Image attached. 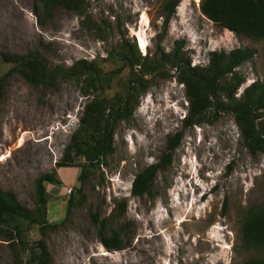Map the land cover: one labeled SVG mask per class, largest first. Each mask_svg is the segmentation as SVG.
I'll use <instances>...</instances> for the list:
<instances>
[{"label": "rangeland", "instance_id": "1", "mask_svg": "<svg viewBox=\"0 0 264 264\" xmlns=\"http://www.w3.org/2000/svg\"><path fill=\"white\" fill-rule=\"evenodd\" d=\"M44 1L0 0V52L38 51L51 67L95 61L113 77L102 99L114 102L129 91L130 71L113 74L121 68L114 53L125 42L142 56L155 52L166 0H85L90 16L85 21L65 9L50 19ZM200 2L181 0L162 47L170 52L184 41L192 66L200 67L208 65L213 51L255 50V58L240 68L246 82L239 97L264 80V41L238 37L209 21ZM11 68L4 65L2 74ZM92 100L77 82L46 90L20 75L10 78L0 105V186L34 210L39 177L53 173L63 185L47 184L46 221L59 227L33 226L17 243L0 232V264H26L40 241L48 264H243L264 257V251L245 252L239 239L245 212L264 201V154L245 147L232 113L209 115L206 124L185 130L172 167L159 174L158 196L139 198L132 195L136 176L156 164L168 139L183 130L186 88L176 76L152 80L134 114L118 123L111 156L94 169L81 157L60 168ZM83 169L87 178L81 183ZM94 213L110 217L111 229L123 228L125 249L109 251L101 244Z\"/></svg>", "mask_w": 264, "mask_h": 264}, {"label": "trees", "instance_id": "2", "mask_svg": "<svg viewBox=\"0 0 264 264\" xmlns=\"http://www.w3.org/2000/svg\"><path fill=\"white\" fill-rule=\"evenodd\" d=\"M180 3L181 0L165 1L161 15L162 26L154 53L142 56L136 46H128L127 42L120 45L119 51L114 53L121 68L113 74L130 71V89L116 101L101 98L113 77L95 61L79 60L71 67H51L38 51L23 55L0 52V105L6 98L9 80L15 74L29 84L46 90L58 89L62 83L67 82L82 85L85 94L93 96V100L86 105L80 128L65 148L59 167L72 166L76 163V157H81L94 169L113 154L118 123L134 114L151 81L176 76L186 88L189 113L184 120L183 130L168 139L167 149L160 160L136 176L132 195L139 198L145 195L158 196L155 189L159 174L172 167L184 131L206 124L209 115L218 117L222 113H232L245 147L254 155L264 154V80L255 81L238 97L240 88L246 82L240 68L255 58L256 51L249 48H237L230 52L213 51L209 54V63L205 67L192 66L191 58L183 50L184 41H177L176 47L167 52L162 43L169 33L172 18ZM59 9L74 12L83 21L90 17L85 0L44 1L48 18H53L54 12ZM200 10L209 21L238 37L254 42L264 41V0H201ZM4 65L12 68L2 74ZM174 71L175 76L172 74ZM86 171L83 169L79 178L81 183L87 178ZM47 184L63 185L53 173L39 177L36 180L38 201L34 210L23 206L15 193L0 186V232L5 241L17 243L22 240V234L33 226H40L41 229L46 226L59 227L58 224L51 226L46 221L50 199ZM83 200L81 197L80 201ZM72 206L73 200H70L69 211ZM121 209L126 211V205ZM92 219L98 227L99 239L105 248L119 251L127 247V242L122 239L123 228L111 229L110 217L101 219L99 214L94 213ZM239 239L243 250L250 255L264 251V201L252 205L245 212ZM37 246L26 264H48L49 253L45 243L40 241ZM243 264H264V257H250Z\"/></svg>", "mask_w": 264, "mask_h": 264}, {"label": "bare ground", "instance_id": "3", "mask_svg": "<svg viewBox=\"0 0 264 264\" xmlns=\"http://www.w3.org/2000/svg\"><path fill=\"white\" fill-rule=\"evenodd\" d=\"M199 1V0H198ZM141 45L143 46V48H144V46H145V42L143 41V40H141Z\"/></svg>", "mask_w": 264, "mask_h": 264}, {"label": "built area", "instance_id": "4", "mask_svg": "<svg viewBox=\"0 0 264 264\" xmlns=\"http://www.w3.org/2000/svg\"><path fill=\"white\" fill-rule=\"evenodd\" d=\"M69 193H71V191Z\"/></svg>", "mask_w": 264, "mask_h": 264}]
</instances>
